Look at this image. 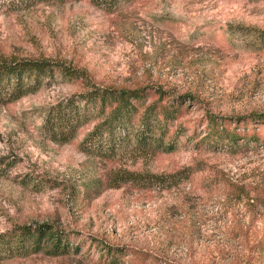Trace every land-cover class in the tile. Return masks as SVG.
<instances>
[{"label":"rangeland","instance_id":"rangeland-1","mask_svg":"<svg viewBox=\"0 0 264 264\" xmlns=\"http://www.w3.org/2000/svg\"><path fill=\"white\" fill-rule=\"evenodd\" d=\"M12 59L143 88L144 105L159 89L182 112L164 138L172 150L138 147L133 137L149 135L130 133L102 157L81 147L97 117L66 143L41 131L45 109L83 92L80 80L1 104L0 232L47 223L67 246L0 264H264V208L249 201L264 187V146L203 140L208 114L233 128L264 113V0H0V60Z\"/></svg>","mask_w":264,"mask_h":264},{"label":"trees","instance_id":"trees-1","mask_svg":"<svg viewBox=\"0 0 264 264\" xmlns=\"http://www.w3.org/2000/svg\"><path fill=\"white\" fill-rule=\"evenodd\" d=\"M98 3L114 0H97ZM60 77L80 80L84 91L77 96L65 97L50 104L44 112L41 131L44 136L58 143L73 139L80 127L90 119L99 118L81 141L86 152L107 157L118 149V145L129 134L147 133L149 142L142 135L134 136L135 145L149 147L156 152L172 150V143H164L167 127L178 115L181 105L163 102L170 97L159 89L157 97L144 105L147 95L143 88L125 89L96 86L78 69L44 59L0 60V105L18 100L35 93L45 84L55 82ZM206 135L204 142L211 149L225 148L236 151L264 146V135L256 133V126L264 123V113H250L237 117L233 122L240 127H229L225 118L216 119L206 115ZM247 122L256 124L253 128ZM144 133V134H145ZM120 134L124 136L121 137ZM121 140V141H120ZM119 141V143H118ZM158 150V151H157ZM92 182L86 186L95 187ZM249 197L252 204L264 208V187L254 186ZM67 241L47 224L18 225L0 232V260L17 253L45 250L48 254L63 252Z\"/></svg>","mask_w":264,"mask_h":264}]
</instances>
